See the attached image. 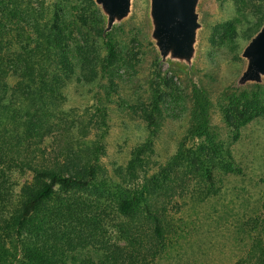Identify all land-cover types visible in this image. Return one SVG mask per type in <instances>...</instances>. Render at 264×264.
Masks as SVG:
<instances>
[{"label": "trees", "instance_id": "1", "mask_svg": "<svg viewBox=\"0 0 264 264\" xmlns=\"http://www.w3.org/2000/svg\"><path fill=\"white\" fill-rule=\"evenodd\" d=\"M105 22L95 0L78 5L0 0V264H154L172 232L166 199L187 179L214 183L215 171H238L230 144L216 141L209 131L205 92L196 91L194 122L171 161L147 176L142 172L153 141L135 147L122 173L124 182L142 179L141 186L114 193L113 211L120 220L104 222L106 208L97 211L98 199L87 196L99 176L97 142L82 137L83 144L76 140L77 153H70L69 141L52 156L45 155L43 144L62 123L56 118L65 113L59 102L68 80L76 75L111 79L124 64ZM263 23L264 15L252 24L250 38ZM102 38L103 57L96 43ZM170 82L163 78L161 84L169 88ZM222 101L223 118L237 140L241 128L264 115V86L230 90ZM164 102L155 88L142 110L149 127L156 125ZM190 140L199 142L186 149ZM14 171L30 176L17 192L9 179ZM262 209L264 235V201ZM106 225L118 233L113 241L102 235ZM89 247L98 251L96 257L79 255ZM250 258V264H264V237L253 240Z\"/></svg>", "mask_w": 264, "mask_h": 264}, {"label": "rangeland", "instance_id": "2", "mask_svg": "<svg viewBox=\"0 0 264 264\" xmlns=\"http://www.w3.org/2000/svg\"><path fill=\"white\" fill-rule=\"evenodd\" d=\"M95 2L125 62L111 79L76 75L66 82L59 102L65 113L56 118L62 123L44 141L45 155L52 156L69 141L70 153H77L76 140L83 144L82 137L97 142L99 176L95 190L87 196L98 199L93 207L97 211L106 208L104 222H118L114 193L142 183V179L124 182L122 172L133 149L153 141L142 174L150 176L168 165L194 122L195 92L203 90L209 131L216 134V141L230 144L238 171H215L214 183L205 177L187 179L183 188L166 199L172 232L154 264H250L253 240L264 237L259 228L264 201V115L241 128L233 140L221 103L230 90L264 86V70L252 75V58L247 53L264 29L263 23L249 37L252 24L264 15V0H189L191 22L181 41L176 35L164 36L156 0H125L114 12L108 0ZM104 42L96 40L102 57ZM163 78H171L169 88L161 84ZM155 88L164 94L165 102L156 125L149 127L142 110ZM198 142L190 140L185 148H194ZM9 179L17 192L30 176L14 171ZM117 234L114 225H106L102 232L110 241ZM79 255L96 257L98 251L89 247Z\"/></svg>", "mask_w": 264, "mask_h": 264}, {"label": "water", "instance_id": "3", "mask_svg": "<svg viewBox=\"0 0 264 264\" xmlns=\"http://www.w3.org/2000/svg\"><path fill=\"white\" fill-rule=\"evenodd\" d=\"M110 10L114 12L117 6H122L125 0H108ZM157 11L162 19V31L164 36L176 35L181 41L188 31L191 17L188 15L189 0H156ZM247 53L252 58L250 73L257 74L264 70V29L258 35L257 41L250 44Z\"/></svg>", "mask_w": 264, "mask_h": 264}]
</instances>
